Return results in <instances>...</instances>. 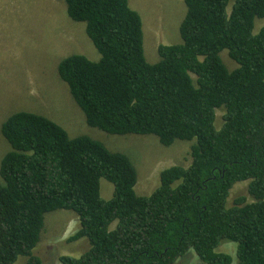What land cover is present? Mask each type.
<instances>
[{
    "label": "trees",
    "instance_id": "16d2710c",
    "mask_svg": "<svg viewBox=\"0 0 264 264\" xmlns=\"http://www.w3.org/2000/svg\"><path fill=\"white\" fill-rule=\"evenodd\" d=\"M62 1L99 53H71L56 65L86 124L153 134L165 146L185 140L190 162L162 169L151 193L139 195L124 153L70 137L43 114L11 113L0 126L10 146L0 159V264L19 256L44 264L32 250L44 214L57 209L78 219L67 240L89 245L60 255L61 264H174L190 250L202 264H230L222 242L236 244V264H264V0H183L181 41L158 44L154 63L128 0ZM256 18L263 24L254 33ZM101 178L113 186L109 198ZM240 183L244 194L229 203Z\"/></svg>",
    "mask_w": 264,
    "mask_h": 264
},
{
    "label": "rangeland",
    "instance_id": "374dc122",
    "mask_svg": "<svg viewBox=\"0 0 264 264\" xmlns=\"http://www.w3.org/2000/svg\"><path fill=\"white\" fill-rule=\"evenodd\" d=\"M233 0H230V4ZM229 3V1H228ZM142 20L143 47L147 61L156 62L158 44L181 41L179 23L185 14L183 0H128ZM62 0H0V126L13 112L28 110L43 114L61 125L70 137L80 134L103 142L111 151L124 153L136 169L134 190L148 195L159 183V172L171 165L187 166L190 162L189 145L185 140H174L169 146L160 143L153 134H108L86 124L84 114L70 96L67 85L57 75V62L71 53L83 54L97 60L99 53L88 38L84 23L71 20ZM229 10V6H228ZM263 24L256 18L253 32ZM228 68L235 63L220 52ZM216 112V126L221 123ZM10 150L0 132V159ZM246 183L232 188L228 201L244 194ZM113 186L100 179V195L109 198ZM40 239L33 252L44 264H61L62 254L78 256L88 248L86 238L68 241L67 237L79 227L77 216L67 209L44 214ZM219 251L232 256L236 264V244L222 242ZM19 256L12 264H23ZM174 264H202L190 250Z\"/></svg>",
    "mask_w": 264,
    "mask_h": 264
}]
</instances>
